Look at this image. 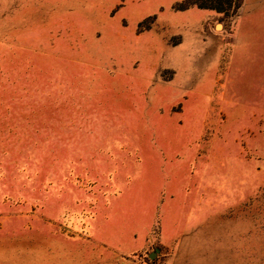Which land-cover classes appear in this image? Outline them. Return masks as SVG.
Wrapping results in <instances>:
<instances>
[{"label":"rangeland","instance_id":"1","mask_svg":"<svg viewBox=\"0 0 264 264\" xmlns=\"http://www.w3.org/2000/svg\"><path fill=\"white\" fill-rule=\"evenodd\" d=\"M0 264H264V0H0Z\"/></svg>","mask_w":264,"mask_h":264}]
</instances>
